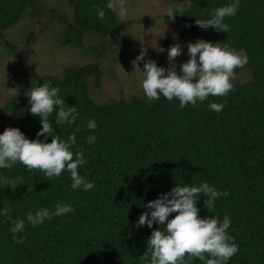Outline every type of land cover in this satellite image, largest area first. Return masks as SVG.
Returning <instances> with one entry per match:
<instances>
[{"label":"trees","instance_id":"1","mask_svg":"<svg viewBox=\"0 0 264 264\" xmlns=\"http://www.w3.org/2000/svg\"><path fill=\"white\" fill-rule=\"evenodd\" d=\"M65 2L71 19L61 33L72 43L82 47L85 39L94 37L100 42V48L94 49L103 57L109 43L122 39L115 11L105 8L107 0ZM230 2L189 0L173 16L183 23L177 39L208 36L209 42L247 54V64L235 72L248 70L250 79L232 81L234 90L227 96H209L184 108L176 99L149 101L144 94L97 102L89 85L95 78L100 87L96 63L68 66L60 75L45 74L34 81L33 85L49 81L58 86L65 105L77 108L72 125H56L55 111L49 121L61 138L75 133L73 151L79 148L86 161L78 173L94 187L72 190L67 172L48 179L38 169L29 171L19 163L0 169L5 180L20 178L17 187L0 185V208L7 207L9 217L24 219L27 211L37 208L51 211L58 201L73 208L36 226L25 222V231L16 234L23 237L19 244L12 239L9 220L0 216V264H144L139 257L146 251L147 237L164 225L134 227L146 211L143 205L176 183L203 181L227 191L211 209L203 207V194L196 204L200 217L222 219L228 214L227 231L238 251L227 264H264V0H240L236 14L224 20L227 33L195 24V19L209 18L215 8ZM97 8L105 11L102 20ZM45 12L39 0H0V43L19 21L34 20ZM209 101L223 103L222 111L208 109ZM28 107L26 95L14 96L3 112L16 120V128L26 138L43 139L36 137L42 125ZM88 119L97 124L93 144L85 142L92 134L85 128ZM50 141L48 137L45 142ZM191 264L203 262L194 258Z\"/></svg>","mask_w":264,"mask_h":264},{"label":"clouds","instance_id":"2","mask_svg":"<svg viewBox=\"0 0 264 264\" xmlns=\"http://www.w3.org/2000/svg\"><path fill=\"white\" fill-rule=\"evenodd\" d=\"M239 7L240 0H231L230 3L215 8L209 18L195 19V24L204 30L211 28L227 33L229 25L224 20L234 16ZM105 8L116 11L121 17L126 14L124 0H107ZM164 14L172 18L175 12L169 9ZM96 15L102 20L105 16L104 9L97 8ZM180 54L181 48L178 44L167 49V60L172 65L167 70L157 66L156 61L147 60L144 61L141 71L136 65L146 55L143 50L132 61L134 68L142 73L141 88L147 100L155 101L161 97L168 101L176 99L179 107L184 108L186 105L195 107L209 96H227L234 90V69L243 68L248 62V56L243 49L236 51L226 44L221 46V43L197 39L187 44L188 59L179 65L178 74L174 61ZM59 92V87L52 86L49 81L35 85L31 83L25 94L28 111L33 116H38L42 126L36 132V137L43 139L29 140L19 128L6 127L0 133V169H10L19 163L29 171L38 169L48 179L58 178L62 172H67L72 190L88 191L94 187V183L78 173V168L86 161L79 148L73 151L76 144L75 133L69 134L66 139L61 138L53 131V123L49 121L54 111L56 125H72L77 119V108L75 105L66 106ZM207 107L220 113L224 105L209 101ZM96 127L94 119L87 120L85 128L92 132L85 138L87 144L95 143ZM48 137H51V141L45 142ZM19 179L17 177L13 181L0 177V185L17 187ZM201 194L206 196L203 207L211 209L215 206L216 199L226 196L227 191H219L206 181L198 185L181 182L143 205L146 211L141 212L134 227L146 225L152 229L154 222L164 225L162 228L153 229L147 237L146 251L139 257L144 264H191L194 258H198L203 264H227L237 253L238 245L227 231L231 223L227 213L222 219L213 215H198L196 204ZM72 211L70 204L58 201L51 211L48 208L27 211L24 219L9 217L7 207L0 208V216L9 220L12 225L9 229L13 234L12 239L19 244L23 242V237L18 238L16 234L25 231V222L36 226L54 216H63ZM171 213L175 215L169 219Z\"/></svg>","mask_w":264,"mask_h":264},{"label":"rangeland","instance_id":"3","mask_svg":"<svg viewBox=\"0 0 264 264\" xmlns=\"http://www.w3.org/2000/svg\"><path fill=\"white\" fill-rule=\"evenodd\" d=\"M46 12L34 19L24 18L4 34L0 43V129L16 127V120L3 112L5 103L14 96L27 93L31 83L42 75H60L65 67L96 63L100 72V87L95 78L89 82L92 98L97 102L131 98L143 94V63L154 60L166 70L172 65L167 60V49L178 44L181 54L175 57V69L186 62L187 44L209 37L182 38L183 23L169 18L167 10L184 9L189 0H124L126 14L118 20L120 41L108 44L105 55L98 57L94 48L100 42L94 37L84 40L79 47L61 33L62 25H70L71 9L65 0H39ZM71 27V26H68ZM14 49H16L14 51ZM163 49V51H162ZM146 55L137 62L132 61L141 52ZM235 72V69H234ZM250 72H235L232 81H247Z\"/></svg>","mask_w":264,"mask_h":264}]
</instances>
